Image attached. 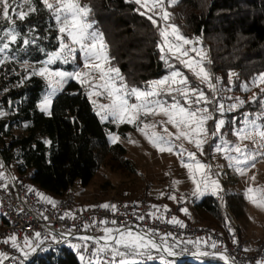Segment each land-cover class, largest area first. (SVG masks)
Listing matches in <instances>:
<instances>
[{"label": "snow or ice", "instance_id": "1", "mask_svg": "<svg viewBox=\"0 0 264 264\" xmlns=\"http://www.w3.org/2000/svg\"><path fill=\"white\" fill-rule=\"evenodd\" d=\"M125 3L138 5L135 11L145 16L156 29L158 39L155 47L166 69V74L160 78L144 81L143 85L129 82L116 57L111 54L105 33L97 26L91 0H39L42 8L37 6L36 0H0V65L15 62L19 52L35 48L44 58L31 63L20 61L25 72L21 83L34 76L45 82L44 95L38 105L41 112L51 115L53 99L70 81H75L84 89L102 123L132 125L158 152L176 156L193 185L192 197L211 194L223 199L221 194L225 190L220 177L225 166L211 162L220 155L227 162L228 169L245 178L248 186L243 192L244 199L264 210V186L254 187L256 176L248 175L258 158L264 157V95L253 94L251 97V103L259 101L256 111H244L227 119L226 114L238 111L246 103L240 97L228 95L233 90V78L238 79V74L229 71L227 84H224L211 69L213 61L202 37H188L171 22L174 14L168 9L176 6L179 0H125ZM38 13L47 14L46 34L40 35L35 25L21 31L16 21H25ZM53 31L56 33L54 37L51 35ZM45 40L54 41L51 48L42 46ZM68 66L71 70H67ZM183 69L191 72L194 80ZM261 85H264V72L241 83L240 90L248 92L252 88H260V93L264 94ZM3 115L0 112V116ZM157 116L164 119H149ZM169 126L175 131H170ZM226 126L236 138L235 142L228 138V131H222ZM108 136L112 144L120 141L117 133L109 132ZM128 140L136 143L131 137ZM178 141L187 142L195 151L187 150ZM244 141H250L253 147L249 148ZM44 143L50 145L51 141L45 140ZM15 181L16 178L0 163V190L8 189ZM179 183L173 181L174 185ZM27 193L35 195L39 203L58 208L57 201L31 186L27 187ZM168 198L186 202L184 196L179 200L174 194ZM98 207L110 210L113 215L118 211L115 204L103 203ZM151 209L144 215H137L136 220L143 222L148 217L165 221L163 213L168 211L167 206L163 211L157 205H152ZM17 211L24 213L25 208L20 207ZM181 211L188 213L187 208ZM38 214L47 222L42 230L28 225L31 234L25 228L23 236L13 232L0 237V244L10 247L15 253L0 250V264L6 261L8 264H28L36 254L58 253V246L70 248L78 264H176L174 258L187 252L188 245L192 246V255L198 258H218L224 264H234L235 260L226 254V249L216 251L219 244L211 237L185 239L171 232L162 233L159 229L142 226V223L130 224L107 218H91L57 230L53 228L52 218L46 210H39ZM55 218L75 221L77 215L65 211ZM166 222L185 227L174 216ZM229 232L236 243L230 227ZM255 264H264V256Z\"/></svg>", "mask_w": 264, "mask_h": 264}, {"label": "trees", "instance_id": "2", "mask_svg": "<svg viewBox=\"0 0 264 264\" xmlns=\"http://www.w3.org/2000/svg\"><path fill=\"white\" fill-rule=\"evenodd\" d=\"M36 3L43 7L39 0ZM91 5L111 54L130 83L143 85L144 81L166 74L155 47L156 29L145 16L135 11L138 5L125 3V0H91ZM169 11L174 14L171 22L184 35L200 36L210 47L211 69L216 76L223 81L229 71L238 74L233 86L236 92H240L241 83L264 72V0H179ZM46 22L47 14L38 13L16 23L21 31L35 25L39 34L45 35ZM51 35L54 37L56 33L53 31ZM52 43L54 41L45 40L42 46L51 48ZM17 55V61L0 65V112L4 113L0 116V154L16 176L58 201L77 181L87 186L107 158L134 170L132 162L126 158L127 149L108 140L109 132L126 136L134 126L102 123L84 89L75 81L53 99L51 115L41 112L38 105L44 95L45 82L34 76L21 83L25 72L20 61L31 63L44 57L35 48ZM185 73L191 78L189 72ZM246 98L245 105L230 113L227 119L258 109L259 101L253 104ZM45 140L51 144L46 145ZM197 199L199 202L193 207L181 204L178 220L218 226L222 212L215 196L206 194ZM242 201L239 194L226 198V205L238 218L244 215ZM182 208H187L188 213L184 214ZM34 256L28 264H78L77 257L66 246L60 247L58 253L49 251ZM176 264L222 263L183 258L176 260Z\"/></svg>", "mask_w": 264, "mask_h": 264}, {"label": "rangeland", "instance_id": "3", "mask_svg": "<svg viewBox=\"0 0 264 264\" xmlns=\"http://www.w3.org/2000/svg\"><path fill=\"white\" fill-rule=\"evenodd\" d=\"M4 23L6 24L7 22L5 21ZM203 44L208 50H210V47L204 42V40ZM60 67L64 66L61 65ZM69 67L70 66L67 67V70H71V68ZM183 71L189 72L187 69ZM189 73L192 78L191 72ZM233 79L235 81V77ZM227 81L228 75L223 80L224 84H227ZM67 85L65 86V88L67 87ZM260 87H264V85H261ZM239 91L240 92H236L233 87L232 92L228 93V95H232L233 97H240L243 100L244 97H247L246 99L251 100L253 94L260 93V88H252L251 91L248 92H243L241 90ZM229 114H226V118ZM149 119L162 120L164 119V117H149ZM209 123L211 124V122ZM113 125L117 126L116 124ZM121 125L117 127H120ZM169 130L175 131V129H172L171 126H169ZM157 131H159V129H157ZM222 131H228V138L235 142L236 138L231 135L228 127H225V129H223ZM118 135L120 136V141L117 143L122 144L127 149L126 158L132 162L134 170L131 171L128 168L120 165L118 162H114L112 159L107 158L105 160V163L102 164L100 169L93 177L92 181L87 186H84L81 181H77L74 184L72 189L75 193L78 206L91 207L94 205H101L103 203L111 204L114 201L120 199L135 200L143 197H151L155 204L163 207L167 206L177 212L183 202L173 201L169 199L168 196L174 194L177 196V200H179L178 193H181L183 195L189 193L191 194L193 185L188 179L187 170L181 167L176 156L167 152L160 153L155 148H153L148 143V141L139 132L136 131V128L129 131L126 136H123L121 134ZM129 137H131V139L136 143H129ZM177 143H183L184 147L187 150L195 151L193 146L185 141H178ZM243 143L247 144L249 148L253 147L250 141H244ZM205 151H208V148L206 146ZM201 159L209 158L201 157ZM211 162L218 165H224V168H227V162L223 160L220 155H217L215 161ZM228 174L229 179L226 182L228 195L239 194L243 199V218H238L235 215L234 211L230 208L235 216L234 218H236L238 222L240 232H242L244 239L249 241L252 245L259 244L264 240V210H260L254 207L244 199L243 192L248 186L245 182V178L236 175L230 169H228ZM248 175L256 176V181L253 185L254 187L264 186V157L258 158L255 167L249 171ZM173 181H180V183L174 185ZM161 193H164V195L161 196ZM203 223L209 225V223L207 222Z\"/></svg>", "mask_w": 264, "mask_h": 264}, {"label": "built area", "instance_id": "4", "mask_svg": "<svg viewBox=\"0 0 264 264\" xmlns=\"http://www.w3.org/2000/svg\"><path fill=\"white\" fill-rule=\"evenodd\" d=\"M0 163L5 165V169L11 176L16 178L14 184H10L9 188L6 190H0V237H5L7 235L15 232L16 234L23 236L24 229H28V234H31V228H28V225H31L32 228L36 230H42L43 226L47 223L42 218L39 217V210H46V214L52 218L51 223L53 228L60 230L66 225L72 224H81L84 221H88L91 218L102 219L107 218L109 220L116 219L118 222L126 221L130 224L142 223V226H147L149 228L159 229L162 233L171 232L178 237L185 239L195 240L198 237L207 239L211 237L212 240L218 242L219 247L216 251L227 250L226 254L229 257H234V264H255V261L262 256H264V240L256 245H252L249 241L244 239L238 222L234 218L232 210L226 205V198L228 195L227 189V180L229 178L228 169L224 168V174L220 177V183L224 188V192L221 194L223 199L215 196L216 202L219 204L222 212V219L219 222L218 226L211 225H199L193 223H184L185 227L181 228L179 225L169 224L166 222L167 219L171 217H176L178 219V214L173 209L167 207L168 211L164 212L165 221L158 219H151L146 217L143 222L136 220L137 215H144L145 213L151 211L152 205H157L152 200L151 197H143L135 200H116L111 204L117 205L118 211L113 215L110 210H105L99 205H94L96 207H80L76 202V196L73 191V187L70 188L68 194L57 201L58 208L53 209L50 205L37 202V198L33 194L27 193L28 185L23 179L16 176L6 164L4 158L0 154ZM184 196L186 202L184 206H195L199 201L196 197H192L191 194H181L178 193V197ZM26 199V203L24 202ZM127 205V207H125ZM139 205V207H137ZM159 206V205H157ZM24 207L25 212L19 213L18 208ZM161 211L164 207L159 206ZM85 208H88V211H80ZM65 211L75 212L77 215V220H58L55 217L63 214ZM227 218V224H226ZM229 227L233 230L235 234L236 243L233 242V235L229 232ZM63 247V246H58ZM250 249L245 251L244 249ZM70 249V248H69ZM0 250L9 251L14 253V250L10 247L0 244ZM71 250V249H70ZM207 250V249H206ZM72 251V250H71ZM192 248H189L187 252L181 253L179 257L182 258H197L201 260L211 261L213 263H222L223 261L218 258L212 257H195L192 255ZM15 254V253H14ZM18 255V254H17ZM35 256L32 257V259ZM30 259L29 262L32 260ZM5 264H8L6 261Z\"/></svg>", "mask_w": 264, "mask_h": 264}, {"label": "water", "instance_id": "5", "mask_svg": "<svg viewBox=\"0 0 264 264\" xmlns=\"http://www.w3.org/2000/svg\"><path fill=\"white\" fill-rule=\"evenodd\" d=\"M178 259H183L182 257H179V258H177L176 260H178Z\"/></svg>", "mask_w": 264, "mask_h": 264}]
</instances>
